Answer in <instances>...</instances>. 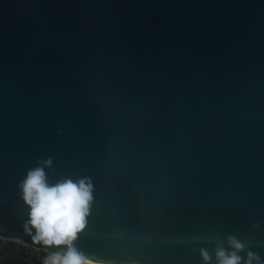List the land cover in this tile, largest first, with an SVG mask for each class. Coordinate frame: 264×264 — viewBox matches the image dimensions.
<instances>
[{"label":"water","instance_id":"95a60500","mask_svg":"<svg viewBox=\"0 0 264 264\" xmlns=\"http://www.w3.org/2000/svg\"><path fill=\"white\" fill-rule=\"evenodd\" d=\"M49 157L91 260L264 264V0H0V236L55 253L19 187Z\"/></svg>","mask_w":264,"mask_h":264},{"label":"clouds","instance_id":"9594fccd","mask_svg":"<svg viewBox=\"0 0 264 264\" xmlns=\"http://www.w3.org/2000/svg\"><path fill=\"white\" fill-rule=\"evenodd\" d=\"M52 159H40L37 166L28 171L19 185L23 200L29 208L28 225L35 229L34 239L45 246H64L60 251L46 257L44 264H100L87 258L75 246L79 234L87 225L93 200V186L88 178L77 181L64 179L49 184L45 169L50 168ZM228 251L221 245L215 248L216 264H241L239 255L244 246L235 237H227ZM205 264H210L212 257L201 249ZM244 264H259V257L251 252Z\"/></svg>","mask_w":264,"mask_h":264},{"label":"built area","instance_id":"2783aa9c","mask_svg":"<svg viewBox=\"0 0 264 264\" xmlns=\"http://www.w3.org/2000/svg\"><path fill=\"white\" fill-rule=\"evenodd\" d=\"M49 255L41 248L0 237V264H44Z\"/></svg>","mask_w":264,"mask_h":264},{"label":"bare ground","instance_id":"6f19581e","mask_svg":"<svg viewBox=\"0 0 264 264\" xmlns=\"http://www.w3.org/2000/svg\"><path fill=\"white\" fill-rule=\"evenodd\" d=\"M1 237V236H0ZM13 240H16V241H18V242H22L21 240H19V239H13ZM42 249V248H41ZM43 251H45V252H48V253H50V254H52V252H50V251H48V250H46V249H42Z\"/></svg>","mask_w":264,"mask_h":264}]
</instances>
